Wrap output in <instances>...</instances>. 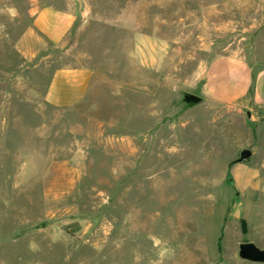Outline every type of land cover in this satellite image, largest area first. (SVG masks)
<instances>
[{
	"label": "rangeland",
	"instance_id": "rangeland-1",
	"mask_svg": "<svg viewBox=\"0 0 264 264\" xmlns=\"http://www.w3.org/2000/svg\"><path fill=\"white\" fill-rule=\"evenodd\" d=\"M35 1L0 0V264H263L234 254L264 249V133L180 92L200 96L221 55L264 66V0H149L148 56L136 30L101 25L93 91L66 111L31 95L41 75L15 52ZM112 1L99 9L137 0ZM242 148L251 160L237 163ZM253 173L258 190L242 197L236 182Z\"/></svg>",
	"mask_w": 264,
	"mask_h": 264
},
{
	"label": "crops",
	"instance_id": "crops-1",
	"mask_svg": "<svg viewBox=\"0 0 264 264\" xmlns=\"http://www.w3.org/2000/svg\"><path fill=\"white\" fill-rule=\"evenodd\" d=\"M158 3L175 4L176 0H158ZM149 4V0L129 1L124 10L106 15L99 8L107 5L114 7L112 0L33 2L29 24L14 45L25 69L37 70L41 75L37 83L40 90H31V95L39 96L46 105L63 111L71 110L89 98L98 78L99 69L95 65L97 59L94 50L100 35L98 30L103 24H114L118 30L121 27L125 37L128 32L126 29L131 31V37L136 30L137 49L141 55L148 56L150 37L148 32H144V14L143 11L140 14V8ZM133 20L137 28H134ZM199 78V94L204 101L242 112L250 111L256 126L264 133V66L254 65L240 54H225L205 65ZM236 183L241 195L244 194L242 197H246V190H258V173L243 176ZM237 198L243 200L238 193L233 202ZM239 210L238 217L230 215L232 220L239 219L245 213L244 202L239 204ZM216 247L218 255L217 243ZM221 249L224 251V247L221 246ZM230 250L225 252L231 253ZM195 253H203V250L196 249Z\"/></svg>",
	"mask_w": 264,
	"mask_h": 264
},
{
	"label": "water",
	"instance_id": "water-1",
	"mask_svg": "<svg viewBox=\"0 0 264 264\" xmlns=\"http://www.w3.org/2000/svg\"><path fill=\"white\" fill-rule=\"evenodd\" d=\"M180 102L188 108L198 106L203 103V98L186 91L180 92ZM244 117L246 122L255 131V122L250 111H244ZM252 151L248 148H242L238 153L237 163L249 162L251 160ZM235 258L241 261H248L251 263H263L264 264V249L258 248L254 243L249 241L240 242L237 246Z\"/></svg>",
	"mask_w": 264,
	"mask_h": 264
},
{
	"label": "trees",
	"instance_id": "trees-1",
	"mask_svg": "<svg viewBox=\"0 0 264 264\" xmlns=\"http://www.w3.org/2000/svg\"><path fill=\"white\" fill-rule=\"evenodd\" d=\"M240 231L241 234H246L247 228H246V221L244 219H240Z\"/></svg>",
	"mask_w": 264,
	"mask_h": 264
}]
</instances>
